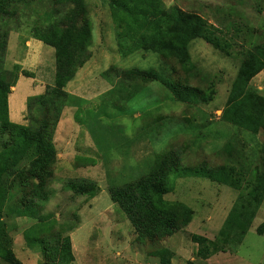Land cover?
<instances>
[{
	"label": "rangeland",
	"instance_id": "1",
	"mask_svg": "<svg viewBox=\"0 0 264 264\" xmlns=\"http://www.w3.org/2000/svg\"><path fill=\"white\" fill-rule=\"evenodd\" d=\"M162 2L219 28L232 44L230 54L195 39L189 44L188 62L142 49L124 55L111 0H26L17 5L16 16L0 20V31L9 33L4 67L18 77L8 100L9 115L11 110L10 119L24 125L29 124L28 98L53 88L57 70L54 49L34 39L32 29L42 30L52 22L66 26L64 16L72 11L79 26L87 18L92 24L91 58L65 85L69 98L52 135L55 155L48 168L54 197L41 205L42 214H53L58 230L66 229L71 237V264H160L154 254L162 247L175 251L183 246L185 256H192L188 231L162 241H139L111 200V185L136 181L159 165L168 173L171 188L165 202L177 211L183 204L194 210L192 230L216 237L235 202L247 198L246 182L254 180L253 168L260 163L264 130L254 135L222 116L245 53L264 44V0ZM111 68L117 72L105 76ZM135 68H153L163 79H126L123 71ZM251 87L264 97V74L255 77ZM218 171L241 187L215 182L209 174ZM71 179L90 180L100 192L92 199L67 191ZM29 192L27 187L19 197L28 199ZM5 221L11 248L23 264H49L41 247L31 249L25 240V234L35 236L30 232L35 219L10 216ZM263 222L264 196L245 241L229 246V252L246 257L249 264H264ZM72 226L76 228L70 231ZM229 263L239 264L234 258ZM176 264L188 262L178 255Z\"/></svg>",
	"mask_w": 264,
	"mask_h": 264
},
{
	"label": "trees",
	"instance_id": "2",
	"mask_svg": "<svg viewBox=\"0 0 264 264\" xmlns=\"http://www.w3.org/2000/svg\"><path fill=\"white\" fill-rule=\"evenodd\" d=\"M25 2L0 0V20L5 16H16L17 5ZM111 13L117 28L118 46L124 55L142 49L188 62L189 44L195 39H202L230 54L232 44L219 34V28L177 7L168 8L162 0H111ZM77 18V12L72 11L64 16L66 26L52 22L42 30L33 28L31 31L34 39L54 49L57 70L53 88L28 98V125L10 119L8 100L18 77L4 67L9 33L0 31V260L9 264H23L11 248L12 240L5 221L10 216L36 220L30 230L35 236L25 234V240L31 249L40 246L49 264H71L75 260L71 237L65 235L67 230H58L54 215H43L41 205L54 197V190L49 187L52 171L48 167L55 155L52 135L69 98L64 87L91 58V21L87 18L79 26ZM262 71L264 44H258L245 53L222 116L226 123L254 135L264 130V97L251 87V81ZM113 72H117V68L105 71L104 75L108 77ZM123 72L126 79H163L153 68ZM23 74L30 77L28 72L23 71ZM259 157L260 163L253 168L254 180L246 182L250 189L247 198L235 202L215 239L190 234L197 245V258L206 260L218 252L229 251V246L243 243L264 196V144ZM157 167L136 181L111 185L108 189L111 200L127 216L137 239L142 242L147 239L162 241L184 232L195 216V211L185 208V204L181 205L179 212L165 202L164 196L171 192L168 173L161 166ZM209 175L215 182L236 189L241 187L239 181L231 184L221 171ZM27 187L30 189L29 198L19 197ZM65 188L92 199L100 192L96 183L86 179H71ZM74 228L76 226L69 230ZM154 256L160 264H174L175 253L167 247L160 248Z\"/></svg>",
	"mask_w": 264,
	"mask_h": 264
},
{
	"label": "crops",
	"instance_id": "3",
	"mask_svg": "<svg viewBox=\"0 0 264 264\" xmlns=\"http://www.w3.org/2000/svg\"><path fill=\"white\" fill-rule=\"evenodd\" d=\"M261 74H264V71H262L259 75H261ZM258 76H256V77H258ZM9 108H10V102H9ZM10 116H11V110H10ZM192 227H194L193 226V222L186 228V231H188L191 234L203 235V236L209 238L210 240H214L215 239V237L214 236H211L209 234V232L202 231L200 229L192 230ZM251 228H250V230H251ZM250 230H249V232H250ZM172 241L173 240H171L170 242H172ZM244 241H245V239H244ZM190 243H191V246H192V249H193L192 250V256H188V254H186V256H185V252H187V250L183 246H179V244H178L177 246H179V248L178 249H175V251L173 250L174 253H175V257L173 259V263L174 264H176V258H177L178 255H182L183 258L187 260L188 264L190 262H193L195 264H230L229 261L232 258H234V260H235L236 263H239L240 264V262H242L244 264H249L248 261L246 260V257H243L241 255H238L237 253L231 254L229 251H227V252H218V253L212 255L211 257H209L206 260L197 258V256H196L197 245L192 240H191ZM167 248L171 249L170 247H167Z\"/></svg>",
	"mask_w": 264,
	"mask_h": 264
}]
</instances>
